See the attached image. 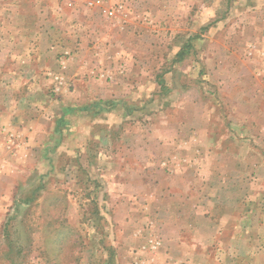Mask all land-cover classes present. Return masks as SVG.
Segmentation results:
<instances>
[{"label": "rangeland", "instance_id": "rangeland-1", "mask_svg": "<svg viewBox=\"0 0 264 264\" xmlns=\"http://www.w3.org/2000/svg\"><path fill=\"white\" fill-rule=\"evenodd\" d=\"M0 1L49 37L31 80H0L41 120L0 133V264H264V185L248 196L245 167L207 198L223 239L187 229L225 125L240 159L264 158V0Z\"/></svg>", "mask_w": 264, "mask_h": 264}, {"label": "crops", "instance_id": "crops-1", "mask_svg": "<svg viewBox=\"0 0 264 264\" xmlns=\"http://www.w3.org/2000/svg\"><path fill=\"white\" fill-rule=\"evenodd\" d=\"M5 3L8 4L10 10L13 9L11 5H17V3H13V0H9ZM14 11L16 13L11 16V19H8L9 15L6 19L4 16L0 15V25L3 27L7 25V29L0 27V80H9L10 82H12V80H31V76H29L26 69L31 70L32 68H41V64H43L44 60H46L44 57L47 52L46 48L42 51L40 46L38 48L35 46L40 42L39 40H49L48 33L41 27L39 15L36 16V18L30 19L31 16H29L25 11L18 10V8ZM9 21H12L13 25L8 24ZM34 53L37 54V58L32 56ZM21 69L24 71L20 72ZM40 72L38 80H45V78L40 75ZM11 97V94L6 93V91L0 92V133L12 132L15 134L19 131L26 138V135L33 131V125L37 124L35 122H41V120L37 118L32 119L30 117V110H22V112L18 110L13 113L9 109L8 104ZM199 110L201 115H204V113L201 112L202 107H200ZM251 127L252 125L248 126V131ZM261 128L264 130V125L261 126ZM55 129L56 133H58V128ZM205 130L207 131L208 128ZM224 131L228 140L229 137H232V141L228 142L229 147L226 145V142H223L222 146L218 143L216 147V156L210 157L213 161L208 162L207 159L204 161L201 159L199 161L201 169L205 171L201 174V182H204V185L206 186H211L213 181H215L216 186L209 187V190L206 189V192H204V188L201 186L198 192L200 197L199 205L190 206L191 209L189 210V214H192L191 216L196 213L200 216V220L197 222L195 219H192L193 217H189V219H187V229L194 230L198 232V234H202L199 236L202 247H204V245H211L214 241H217V237L223 239L224 236L223 232L220 234L216 231L215 236L205 232V230L217 229L219 228V225L222 224L221 222L216 224V222L211 221L210 215H208L212 211V207H214L212 203H219V200L212 202L207 200V198L214 195H216L215 197L217 198L221 197L220 195L230 197L228 195L229 192L227 191V187L230 186L233 189L237 188L239 185V177L242 167L246 168L249 181L253 180V182H248V196L255 195L251 194V189L252 191H255L256 187L264 185V158L262 160H258L254 158L255 154L250 156V150H248L247 157L244 158V162V160L240 159L237 154V148L240 149L244 144L240 141L239 143L233 142L236 138L232 135L233 133H237L235 125L233 123L229 125L227 124V126L225 125ZM212 132L214 133V131ZM232 143L234 145L233 147ZM247 149H250V147ZM8 158L12 159L9 153ZM192 161L193 162H189V165L193 166V168L197 167V165H195L196 160L193 159ZM213 162L215 163L214 166ZM256 181L258 184L255 183ZM202 184L203 183H201V185ZM213 189H215V192ZM236 200V204H238V199ZM232 213H234V208H232ZM250 213L253 214L254 211L252 210ZM250 213H248L247 218L253 217ZM234 218L235 220H240L239 216L235 214ZM248 225L251 224L249 223ZM231 226L234 227V225ZM248 228L250 229L249 226ZM210 236H212L213 239ZM232 242H234V240H230L229 244L233 245ZM193 257H195L194 254H187V259H190L189 262L192 261L191 259H193Z\"/></svg>", "mask_w": 264, "mask_h": 264}]
</instances>
